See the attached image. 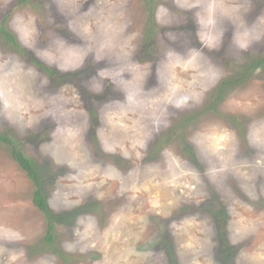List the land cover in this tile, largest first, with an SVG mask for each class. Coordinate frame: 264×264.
<instances>
[{
	"label": "rangeland",
	"instance_id": "obj_1",
	"mask_svg": "<svg viewBox=\"0 0 264 264\" xmlns=\"http://www.w3.org/2000/svg\"><path fill=\"white\" fill-rule=\"evenodd\" d=\"M13 65L0 264H264V0H0Z\"/></svg>",
	"mask_w": 264,
	"mask_h": 264
},
{
	"label": "trees",
	"instance_id": "obj_2",
	"mask_svg": "<svg viewBox=\"0 0 264 264\" xmlns=\"http://www.w3.org/2000/svg\"><path fill=\"white\" fill-rule=\"evenodd\" d=\"M26 0H20L21 3H24ZM151 33L153 32V28H150ZM2 34L10 41L13 43L15 47H19V43L17 41V38L15 34H13L11 31L8 29L2 27L1 29ZM31 59H33L31 57ZM39 66L42 68L46 69L49 71L51 74L54 76L61 77V75L56 71L53 70L52 68L42 64L41 62L37 61L34 59ZM262 63V62H261ZM258 66V65H257ZM250 70L246 71L245 73H249ZM243 78V77H242ZM0 141H4L8 144L13 145V157L19 162L20 166L26 171L27 175L36 183L37 188L34 191V203L36 206H38L42 211L45 212L47 220H48V240L53 239V229H54V220L55 217L53 216L52 212L49 209L47 200L42 192V189L40 187V179H39V174L35 168V165L32 161V159L24 154L21 148H19L13 140L6 134H1L0 133Z\"/></svg>",
	"mask_w": 264,
	"mask_h": 264
},
{
	"label": "clouds",
	"instance_id": "obj_3",
	"mask_svg": "<svg viewBox=\"0 0 264 264\" xmlns=\"http://www.w3.org/2000/svg\"><path fill=\"white\" fill-rule=\"evenodd\" d=\"M101 46L103 47L104 45ZM5 67H7V63H5ZM18 69L19 65H13L10 71L4 73L3 86L0 87V115L10 125L19 124L23 127L22 109L24 105L21 97L8 86L9 77L15 76Z\"/></svg>",
	"mask_w": 264,
	"mask_h": 264
}]
</instances>
